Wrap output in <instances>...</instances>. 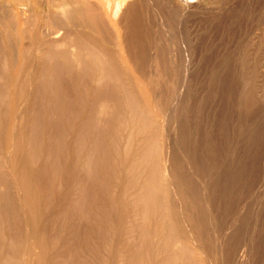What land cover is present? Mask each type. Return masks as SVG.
Listing matches in <instances>:
<instances>
[{"label": "bare ground", "instance_id": "bare-ground-1", "mask_svg": "<svg viewBox=\"0 0 264 264\" xmlns=\"http://www.w3.org/2000/svg\"><path fill=\"white\" fill-rule=\"evenodd\" d=\"M31 1L0 7V264H217L160 117L140 0ZM107 169L120 187L104 220Z\"/></svg>", "mask_w": 264, "mask_h": 264}, {"label": "rangeland", "instance_id": "rangeland-1", "mask_svg": "<svg viewBox=\"0 0 264 264\" xmlns=\"http://www.w3.org/2000/svg\"><path fill=\"white\" fill-rule=\"evenodd\" d=\"M188 2L199 7L140 0L148 67L159 96L168 98L160 117L215 233L217 264H264V0ZM28 10L49 11L34 0ZM104 183L95 203L109 220L120 184L108 169Z\"/></svg>", "mask_w": 264, "mask_h": 264}]
</instances>
